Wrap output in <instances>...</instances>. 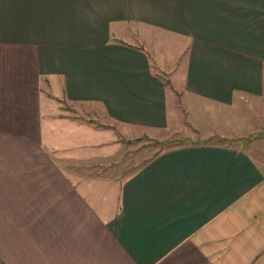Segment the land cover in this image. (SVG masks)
Returning <instances> with one entry per match:
<instances>
[{"label": "crops", "instance_id": "crops-1", "mask_svg": "<svg viewBox=\"0 0 264 264\" xmlns=\"http://www.w3.org/2000/svg\"><path fill=\"white\" fill-rule=\"evenodd\" d=\"M169 81L206 139L129 171L108 127L166 129ZM247 101L264 126V0H0V264H264V130L227 131Z\"/></svg>", "mask_w": 264, "mask_h": 264}, {"label": "rangeland", "instance_id": "rangeland-1", "mask_svg": "<svg viewBox=\"0 0 264 264\" xmlns=\"http://www.w3.org/2000/svg\"><path fill=\"white\" fill-rule=\"evenodd\" d=\"M123 34H120V38L128 42H137L142 41L146 47L153 49L155 54L163 61H173L177 45L176 41L171 37L165 36L153 30H145L142 26L133 24L123 27ZM144 34V35H143ZM169 85L167 86V100H168V127L166 129L160 130H143L140 128H132L128 132L123 131L117 125H111L108 127V132L112 136L117 138V142L121 143V146L126 151L125 156V165L130 169L136 167V165L144 158L154 155L156 152L164 150L171 147H176L182 144L190 142L204 141L206 137L200 136V133L190 127V124L186 121L182 109L175 107L174 96ZM254 101H247L244 104H241L240 107H236L230 110L229 114L233 119V122L236 124V130H230L233 135H249L250 133L254 134L259 131L264 130V126L258 122L256 115L253 110L256 108ZM83 111L81 113H86L87 115H92L91 111L96 117L97 124H103V117L101 113L92 107V105H83L80 106ZM177 108V112H176ZM185 119V120H184ZM106 121V120H104ZM203 131V130H201ZM106 132V131H103ZM235 133V134H234ZM213 137V136H212ZM211 137V138H212ZM214 138V137H213ZM216 138V137H215ZM226 142H236L241 145V147L252 148L248 145V142H243L242 140L229 139L225 140Z\"/></svg>", "mask_w": 264, "mask_h": 264}, {"label": "trees", "instance_id": "trees-1", "mask_svg": "<svg viewBox=\"0 0 264 264\" xmlns=\"http://www.w3.org/2000/svg\"><path fill=\"white\" fill-rule=\"evenodd\" d=\"M226 140H228V139H226ZM229 141V140H228Z\"/></svg>", "mask_w": 264, "mask_h": 264}]
</instances>
